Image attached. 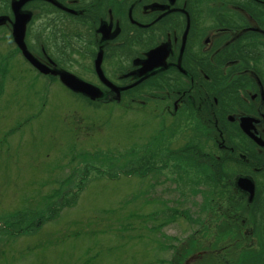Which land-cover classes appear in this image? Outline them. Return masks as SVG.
<instances>
[{"label":"flooded vegetation","instance_id":"flooded-vegetation-1","mask_svg":"<svg viewBox=\"0 0 264 264\" xmlns=\"http://www.w3.org/2000/svg\"><path fill=\"white\" fill-rule=\"evenodd\" d=\"M0 34L13 47L0 66H20L4 79L25 80V70L31 84L58 82L91 110L129 114L135 129L153 121L147 173L172 160L190 179L189 192L178 173L152 183L174 189L146 190L188 218L168 225L170 238L153 226L170 240L169 264H264V0H0Z\"/></svg>","mask_w":264,"mask_h":264},{"label":"rangeland","instance_id":"rangeland-1","mask_svg":"<svg viewBox=\"0 0 264 264\" xmlns=\"http://www.w3.org/2000/svg\"><path fill=\"white\" fill-rule=\"evenodd\" d=\"M11 48L0 34V52ZM17 68L0 66V264H169L168 238L177 230L168 225L186 226L188 218L171 217L147 191L174 189L173 181L152 183L178 173L189 192L190 179L172 160L160 176L131 168L151 143L143 137L155 132L153 121L135 129L129 114L91 110L58 82L31 84L25 70V80L13 71L3 78Z\"/></svg>","mask_w":264,"mask_h":264},{"label":"water","instance_id":"water-1","mask_svg":"<svg viewBox=\"0 0 264 264\" xmlns=\"http://www.w3.org/2000/svg\"><path fill=\"white\" fill-rule=\"evenodd\" d=\"M24 47H23V51H24ZM25 55L27 57H29L30 55H28V53ZM30 59V57H29ZM60 80L61 82H63L67 87L75 90V91H85L91 95H95L91 89H89V87L86 86L85 83H83L82 81H80L79 79H77L75 76L71 75V74H67V73H61L60 74ZM251 190V189H249Z\"/></svg>","mask_w":264,"mask_h":264},{"label":"trees","instance_id":"trees-1","mask_svg":"<svg viewBox=\"0 0 264 264\" xmlns=\"http://www.w3.org/2000/svg\"><path fill=\"white\" fill-rule=\"evenodd\" d=\"M95 107V106H94ZM94 110V109H93ZM94 111H97V110H94ZM131 154H133V153H131ZM128 158H131V155H130V157H128ZM118 161V160H117ZM132 166V165H131ZM144 163H143V158L141 157L138 161H136L135 162V165L133 166V167H131V168H142V169H144V170H148V169H145L144 168ZM150 170H155L156 171V169H154V167L153 168H151ZM58 203V205H59V208L60 207H62V205H65V203L66 202H60V201H58L57 202ZM55 205H57V204H55ZM55 205L53 206V207H55ZM52 206L50 207V209L52 210V211H57V209L56 208H53ZM43 219L44 218H38V221H36L35 223L34 222H32V224L34 223V225L35 224H40L41 222H43ZM15 220H17V222L16 223H18L19 224V222H20V219L19 218H15ZM21 222H22V220H21ZM17 224V225H18ZM29 226H31V224L30 225H28V227ZM33 226V225H32ZM27 227V228H28ZM27 228H25V230L24 231H26V230H29V229H27ZM38 228V227H37ZM19 231H21L22 232V230L20 229ZM21 232H19L18 234H20ZM17 233V232H16Z\"/></svg>","mask_w":264,"mask_h":264}]
</instances>
